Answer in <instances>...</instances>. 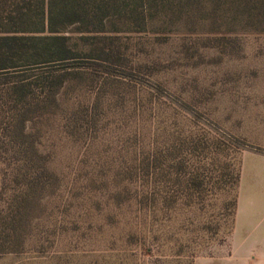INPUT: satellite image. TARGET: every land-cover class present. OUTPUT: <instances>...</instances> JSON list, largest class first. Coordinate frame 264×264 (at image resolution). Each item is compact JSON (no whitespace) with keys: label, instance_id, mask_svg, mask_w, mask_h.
<instances>
[{"label":"rangeland","instance_id":"1","mask_svg":"<svg viewBox=\"0 0 264 264\" xmlns=\"http://www.w3.org/2000/svg\"><path fill=\"white\" fill-rule=\"evenodd\" d=\"M121 2L111 36L130 82L111 88L91 137L53 123L41 149L58 190L0 264H264V196L256 207L243 199L232 243L242 155H264V0ZM63 98L93 99L77 81ZM152 154L162 166L146 178Z\"/></svg>","mask_w":264,"mask_h":264},{"label":"trees","instance_id":"2","mask_svg":"<svg viewBox=\"0 0 264 264\" xmlns=\"http://www.w3.org/2000/svg\"><path fill=\"white\" fill-rule=\"evenodd\" d=\"M121 5V0H0V256L23 249L43 201L58 190V177L41 149L53 123L61 122L75 141L91 137L104 102L115 94L111 88L130 82L118 75L125 69L123 55L111 36L119 32L113 19ZM73 40L82 41L80 48ZM76 81L91 89V102L64 100ZM176 155L168 161L181 169ZM161 166L155 154L140 162L146 178ZM120 175L112 176L117 205L127 195V187L118 184ZM196 180L190 179L193 186ZM147 198L146 191L140 203Z\"/></svg>","mask_w":264,"mask_h":264},{"label":"crops","instance_id":"3","mask_svg":"<svg viewBox=\"0 0 264 264\" xmlns=\"http://www.w3.org/2000/svg\"><path fill=\"white\" fill-rule=\"evenodd\" d=\"M257 154L259 157L264 158V155L244 152L241 158L239 175H238V192L236 197L235 205V215H234V229L232 233V243L233 237L236 233L238 210L242 205L243 199L246 198V205H254L256 207L255 200H262L264 196V159L260 160L258 158H253L248 156V159L252 162L243 163V157L245 154ZM261 155V156H260ZM243 182L245 183L243 186ZM244 191L246 194H244ZM252 201V202H251Z\"/></svg>","mask_w":264,"mask_h":264}]
</instances>
